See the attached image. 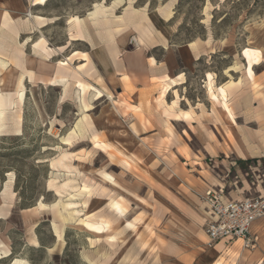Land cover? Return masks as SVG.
<instances>
[{"label": "rangeland", "instance_id": "374dc122", "mask_svg": "<svg viewBox=\"0 0 264 264\" xmlns=\"http://www.w3.org/2000/svg\"><path fill=\"white\" fill-rule=\"evenodd\" d=\"M18 2L36 17L0 51V264H264V216L208 246L203 199L264 196V0ZM149 57L182 74L163 103Z\"/></svg>", "mask_w": 264, "mask_h": 264}, {"label": "crops", "instance_id": "0c3cea01", "mask_svg": "<svg viewBox=\"0 0 264 264\" xmlns=\"http://www.w3.org/2000/svg\"><path fill=\"white\" fill-rule=\"evenodd\" d=\"M19 6H20V4H19L18 0H0V51L1 52H7V51H11L12 49H16L15 48L16 47L15 45L17 44L18 37L20 35H22L23 33H25L24 32L25 29H28L27 26H26V22L28 23V19L29 18H32V19L35 18V16H32L30 12H29V16H27V13H28V11H27L26 14H25V16L28 19H24V21L18 23V20H17V12L19 11L18 10L19 9ZM80 23H81V20L78 19L77 22H76L77 26ZM45 26H46V24L41 23V25L40 26H36V28L39 29V28H43ZM28 33L29 34L34 33V29L31 30V31H29ZM76 37H79L80 40L88 46V48L91 49V47L93 46L92 41L89 40V39H87L86 37H84L82 35L81 31H80V33H78V35H76ZM40 40L41 39L33 42L30 39V37H27V39L24 41V44L25 45H30V48H31V53L30 54L31 55L37 56V55L44 54V55L47 56V59L51 58L47 54V52H48L49 49L46 48L45 47V44L43 43V41H40ZM73 41H76V40H73ZM138 45L141 48V45L140 44H138ZM139 49H138V51H139ZM74 52H77V55L79 53V51H74ZM81 54H83V55L86 56V53H81ZM5 59L6 58H4V59L3 58H0V67H3L4 66V69L7 70V69H10V66L11 65ZM7 59L11 60L12 59V56L11 57H8ZM129 61H130V59H128V62ZM148 61H149V65L151 67H155V69H156L155 72H159L160 73L158 76H155L157 79H160L159 82L161 84L160 85V88H159V95H158V97L156 99H159L158 101L163 103V102H165V97L169 93H171V91L173 92V94L176 92L175 90H173V88L181 85L178 81H179V78L182 77V74H180V75L178 74V75H174V76H169L168 73H167V70L165 69V67H162L161 63L155 61V59H153L151 57L148 58ZM60 62H61V60L57 62V70H59ZM136 65H137V63H136ZM56 76H57V73H55L52 77H50V79H48V80H40L37 83L39 85H45V86L53 87L52 86V83H53V81L55 82ZM23 79L26 80V77L21 78V80H20V87L21 86L23 87V85L21 84V81ZM2 82H3V80L0 79V87L3 84ZM147 82H149V81H147ZM69 83L70 82L65 81V82L61 83V85H59L58 87L61 88V89L62 88L65 89L69 85ZM125 84L127 86L130 85V83H126V82H125ZM31 87H35V86L32 85ZM96 89L104 97H107L108 96V94H106L104 90H102L100 88H97V87H96ZM146 92H142V94L143 93H146ZM0 95H1V91H0ZM6 108L12 109L11 106H7ZM178 115L179 114H176V117L174 118V121L175 122H183L184 120L181 119L180 116H178ZM3 124H4L3 125V128L0 129V135H2V133L5 131V118H4ZM5 251H8L6 253H8V256L7 257H9L10 256L9 249H5ZM3 253H5V252H3ZM12 261L10 262V264L12 263Z\"/></svg>", "mask_w": 264, "mask_h": 264}, {"label": "built area", "instance_id": "2783aa9c", "mask_svg": "<svg viewBox=\"0 0 264 264\" xmlns=\"http://www.w3.org/2000/svg\"><path fill=\"white\" fill-rule=\"evenodd\" d=\"M203 199L209 216L204 230L208 246L224 239L247 241L252 224L264 216V196L222 200L215 191L208 190Z\"/></svg>", "mask_w": 264, "mask_h": 264}, {"label": "bare ground", "instance_id": "6f19581e", "mask_svg": "<svg viewBox=\"0 0 264 264\" xmlns=\"http://www.w3.org/2000/svg\"><path fill=\"white\" fill-rule=\"evenodd\" d=\"M27 16H29V12L27 13ZM36 17V16H35ZM38 19H40V17H37ZM41 20V19H40ZM137 44V41H136ZM139 44V43H138ZM77 55V52H73L71 54V56ZM153 61V60H152ZM168 87V86H167ZM63 89V88H62ZM16 97L18 99V101L20 103H22L24 101V97H25V90L24 87H20V89L17 91L16 93ZM7 106H11V108H14V104L13 102L8 103L7 101H5L4 99H2V96L0 95V129L3 128V122H4V108H6ZM18 108V107H17ZM21 108V107H19ZM4 130V129H3ZM12 130L14 131L15 135H19L20 133V119H18V121L15 123V125H13ZM2 132V131H1ZM7 191V186L4 187V192ZM34 246L37 245L36 243H32ZM6 256H8V254H6ZM11 264H25V262L23 260L20 259H14L12 261Z\"/></svg>", "mask_w": 264, "mask_h": 264}, {"label": "trees", "instance_id": "16d2710c", "mask_svg": "<svg viewBox=\"0 0 264 264\" xmlns=\"http://www.w3.org/2000/svg\"><path fill=\"white\" fill-rule=\"evenodd\" d=\"M52 86H53V87H56V86H55V82H54V81H53V83H52Z\"/></svg>", "mask_w": 264, "mask_h": 264}]
</instances>
